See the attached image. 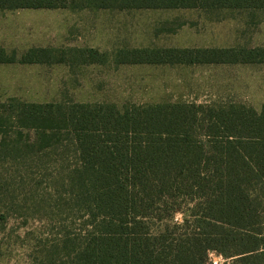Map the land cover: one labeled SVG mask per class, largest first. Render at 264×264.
<instances>
[{"label": "trees", "instance_id": "obj_1", "mask_svg": "<svg viewBox=\"0 0 264 264\" xmlns=\"http://www.w3.org/2000/svg\"><path fill=\"white\" fill-rule=\"evenodd\" d=\"M17 8L264 14V0H0V9ZM57 52L32 48L19 61L67 62ZM78 52L85 62L106 60L93 48ZM15 58L0 47V63ZM115 60L264 64V44L121 48ZM0 135L1 159L54 154L64 166L69 154L74 158L64 170L83 222L73 247L64 244L49 264H207L210 250L236 264H264V104L260 110L181 102L119 108L11 97L0 102Z\"/></svg>", "mask_w": 264, "mask_h": 264}, {"label": "rangeland", "instance_id": "obj_2", "mask_svg": "<svg viewBox=\"0 0 264 264\" xmlns=\"http://www.w3.org/2000/svg\"><path fill=\"white\" fill-rule=\"evenodd\" d=\"M264 14L201 8L0 9V102L264 104V64L117 63L121 48L264 44ZM32 48H54L67 62L23 63ZM106 53L85 62L80 49ZM3 136L0 135V140ZM5 138L9 140L8 136ZM24 138V137H23ZM13 139V137L11 138ZM19 139V136L16 138ZM16 140H12L13 142ZM4 159V158H3ZM0 158V264H49L73 247L83 222L58 155ZM182 213L175 215L180 221ZM67 241V242H66Z\"/></svg>", "mask_w": 264, "mask_h": 264}, {"label": "built area", "instance_id": "obj_3", "mask_svg": "<svg viewBox=\"0 0 264 264\" xmlns=\"http://www.w3.org/2000/svg\"><path fill=\"white\" fill-rule=\"evenodd\" d=\"M207 264H236V263L233 258L225 257L216 250H210L208 252Z\"/></svg>", "mask_w": 264, "mask_h": 264}, {"label": "crops", "instance_id": "obj_4", "mask_svg": "<svg viewBox=\"0 0 264 264\" xmlns=\"http://www.w3.org/2000/svg\"><path fill=\"white\" fill-rule=\"evenodd\" d=\"M263 45V44H262ZM258 46V45H257Z\"/></svg>", "mask_w": 264, "mask_h": 264}]
</instances>
